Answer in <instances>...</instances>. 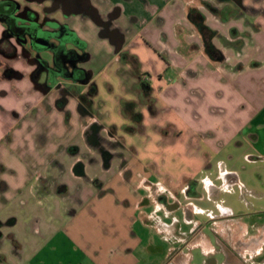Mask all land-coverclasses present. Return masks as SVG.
<instances>
[{
    "label": "crops",
    "instance_id": "obj_1",
    "mask_svg": "<svg viewBox=\"0 0 264 264\" xmlns=\"http://www.w3.org/2000/svg\"><path fill=\"white\" fill-rule=\"evenodd\" d=\"M242 3L255 11L221 12L223 0H90L106 26L64 14L85 43V79L45 91L30 77L31 54H0V264H196V254L203 264L223 254L222 264H264V220L243 217L264 212V0ZM191 10L222 59L206 53ZM206 82L224 99L200 108ZM58 86L73 88L61 106ZM184 89L200 99L188 115L203 121L168 114L164 98Z\"/></svg>",
    "mask_w": 264,
    "mask_h": 264
},
{
    "label": "flooded vegetation",
    "instance_id": "obj_2",
    "mask_svg": "<svg viewBox=\"0 0 264 264\" xmlns=\"http://www.w3.org/2000/svg\"><path fill=\"white\" fill-rule=\"evenodd\" d=\"M46 0H0V21L2 32L0 36V54L8 58L16 56V49L21 48L24 55L31 54L30 60L35 64L30 77L41 90L55 88L59 84V79L81 80L82 73L78 72L79 60H77L76 49L79 48L77 37L64 21V14L80 12L91 14L106 26V22L100 21L96 16L95 8L90 4V0H49L48 5H43ZM226 5L223 7L224 13L244 14L254 12L252 6L242 3V0H223ZM61 18L54 16L60 12ZM205 9L213 14L217 9L206 4ZM113 11L111 14H115ZM113 41L119 45L120 36L116 30L111 31ZM38 44L44 45L39 46ZM51 49L53 59L49 61L39 57L36 53ZM4 74L7 76H20V72L6 66ZM60 92L58 104H62L67 94L73 92V88L58 86ZM95 130L90 136L96 143L105 142L102 137H98ZM107 143V142H106ZM112 144L110 143V146ZM80 165H76L79 172Z\"/></svg>",
    "mask_w": 264,
    "mask_h": 264
},
{
    "label": "rangeland",
    "instance_id": "obj_3",
    "mask_svg": "<svg viewBox=\"0 0 264 264\" xmlns=\"http://www.w3.org/2000/svg\"><path fill=\"white\" fill-rule=\"evenodd\" d=\"M208 17H210L208 15ZM211 18V17H210ZM214 20V19H212ZM0 25H1V21H0ZM223 27V30H224V26ZM188 33L193 35L195 33L194 29L192 28H188ZM251 42V41H250ZM199 45H197V43H194V48L198 50V47ZM186 52L187 54L190 53L188 48H186ZM76 53L78 55H82V50H80L79 48L76 49ZM39 57H42V58H45L49 61H52L53 59V51L51 49H45V50H41L39 52L36 53ZM241 53H239L240 55ZM193 55V58L192 59H195V63H197L199 66L202 62V55L201 54H192ZM146 63H148V61H146ZM136 68V67H135ZM134 68V69H135ZM200 68V67H199ZM134 70H128V69H124V68H121L120 70H118V75L120 76H123V75H130L129 78H131V75H133ZM137 71V70H136ZM154 75V74H153ZM149 75H145L144 77L146 79H149L150 78L148 77ZM125 79V78H124ZM126 80V79H125ZM130 80V79H129ZM128 81V80H127ZM200 86V85H199ZM203 86L206 87L204 88L206 94L204 96V99L203 101L201 102V104L199 105L200 108H203V107H208L209 105H212V106H216L218 103L217 101L219 100H222L224 99L223 98H220L219 96H216L215 92L217 91V89H219V87L213 83V82H206V83H202L201 84V87ZM227 91V90H226ZM225 91V92H226ZM228 92V91H227ZM226 97V95H225ZM163 99V98H162ZM197 99V100H196ZM200 99H198V97L194 98V96H192L191 94H189V91L187 90H183L182 93L180 92L177 96H174V97H169L167 96L166 99L164 98V104L167 105L169 107V110L168 111V114L171 113H174L175 116H179L180 117V122L181 123H185L186 125H191V124H195L197 122H201L200 119L198 118H194L192 116V114L188 115V113H190L192 111V107L194 106V104H198V101ZM223 101V100H222ZM245 102V101H244ZM138 107L140 108V103L138 102ZM164 109L161 110V113L163 112ZM131 117H135L134 115H132ZM202 118L205 119V116H202ZM148 121H155V117H151ZM203 121V120H202ZM128 123L130 124V126L128 127L127 125L124 127V129H128V130H133L134 127L132 126V122L128 121ZM114 131V128H111L110 127V132L112 133ZM124 131V130H122ZM121 132V130L119 131ZM118 133V132H117ZM122 134V133H121ZM110 137H112V135L110 134ZM104 139V137H102ZM113 140V139H112ZM112 142L114 141H111L110 140V143L112 144ZM114 144V143H113ZM116 144V142H115ZM112 147V146H111ZM110 149H114V148H111ZM85 156V154H83V157ZM243 217L245 218L244 220H251V219H254V220H264V212L263 213H255V214H249V215H243ZM196 259H195V263L196 264H203V259H202V256L196 254ZM225 258V255L223 254L220 258H217L215 260L216 264H222L223 260ZM213 261V260H212ZM214 262V263H215ZM147 264H153V260L149 259L147 260Z\"/></svg>",
    "mask_w": 264,
    "mask_h": 264
},
{
    "label": "trees",
    "instance_id": "obj_4",
    "mask_svg": "<svg viewBox=\"0 0 264 264\" xmlns=\"http://www.w3.org/2000/svg\"><path fill=\"white\" fill-rule=\"evenodd\" d=\"M189 18L192 19L193 21L196 22V24L198 25V28L200 29V31L203 34V38H204V49L206 51V53L212 58V59H222L223 55L221 53L220 50H218L211 42L210 38L212 37V30L203 24V16L202 14H199L198 12L191 10L190 13L188 14ZM77 43L79 46V49L82 50V55H78L77 54V60L81 61L84 60L87 57L86 51H85V43L79 39H77ZM81 71L82 73V78L81 80L83 81L85 79L86 73L84 71H82L81 69L78 70V72ZM139 86L141 87V89H149V83L148 81L141 80L139 81ZM94 89L91 88L90 92H93ZM79 100H80V108L86 112L87 109L83 106V100H84V96L80 95L79 96ZM62 104H59V106H61Z\"/></svg>",
    "mask_w": 264,
    "mask_h": 264
},
{
    "label": "water",
    "instance_id": "obj_5",
    "mask_svg": "<svg viewBox=\"0 0 264 264\" xmlns=\"http://www.w3.org/2000/svg\"><path fill=\"white\" fill-rule=\"evenodd\" d=\"M38 45H39V46H42V47L44 46V45H42V44H38ZM75 171H76V170H75ZM78 173H81V171H80V172H78Z\"/></svg>",
    "mask_w": 264,
    "mask_h": 264
}]
</instances>
